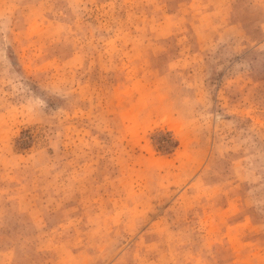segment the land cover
I'll return each mask as SVG.
<instances>
[{
	"label": "rangeland",
	"instance_id": "obj_1",
	"mask_svg": "<svg viewBox=\"0 0 264 264\" xmlns=\"http://www.w3.org/2000/svg\"><path fill=\"white\" fill-rule=\"evenodd\" d=\"M0 264H264V0H0Z\"/></svg>",
	"mask_w": 264,
	"mask_h": 264
}]
</instances>
